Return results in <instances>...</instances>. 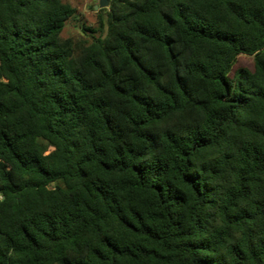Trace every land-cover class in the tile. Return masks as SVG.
<instances>
[{"label":"trees","instance_id":"1","mask_svg":"<svg viewBox=\"0 0 264 264\" xmlns=\"http://www.w3.org/2000/svg\"><path fill=\"white\" fill-rule=\"evenodd\" d=\"M100 10L0 0V264H264V0Z\"/></svg>","mask_w":264,"mask_h":264},{"label":"rangeland","instance_id":"2","mask_svg":"<svg viewBox=\"0 0 264 264\" xmlns=\"http://www.w3.org/2000/svg\"><path fill=\"white\" fill-rule=\"evenodd\" d=\"M75 14L65 23L62 36L64 38H86L91 39L92 36H104L106 28V13L94 7L98 5L99 0H66ZM107 9V8H105ZM104 10V9H102ZM87 28L90 31H85ZM248 68L253 69V58L247 56H239L232 71L235 69Z\"/></svg>","mask_w":264,"mask_h":264},{"label":"water","instance_id":"3","mask_svg":"<svg viewBox=\"0 0 264 264\" xmlns=\"http://www.w3.org/2000/svg\"><path fill=\"white\" fill-rule=\"evenodd\" d=\"M108 7V0H99L98 5H96L94 8L97 9H105Z\"/></svg>","mask_w":264,"mask_h":264}]
</instances>
